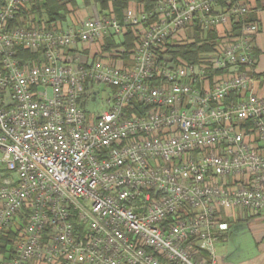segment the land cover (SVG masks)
<instances>
[{
    "label": "built area",
    "instance_id": "obj_1",
    "mask_svg": "<svg viewBox=\"0 0 264 264\" xmlns=\"http://www.w3.org/2000/svg\"><path fill=\"white\" fill-rule=\"evenodd\" d=\"M32 1L0 0V235L14 244L0 264H217L230 212L264 210L249 4L11 25ZM128 27L141 36L127 58L104 50ZM197 36L195 58L171 53ZM17 46L42 60L22 64ZM100 83L111 92L88 110Z\"/></svg>",
    "mask_w": 264,
    "mask_h": 264
},
{
    "label": "trees",
    "instance_id": "obj_2",
    "mask_svg": "<svg viewBox=\"0 0 264 264\" xmlns=\"http://www.w3.org/2000/svg\"><path fill=\"white\" fill-rule=\"evenodd\" d=\"M84 6L96 5L100 15H108L114 12L117 17H122L125 9L130 7L131 3L143 6L144 10H150L156 4L157 0H82ZM78 0H34L23 6L11 21V25L15 26H37L43 25L51 27L57 25L58 22H65L70 12L76 9ZM141 32L139 29L128 27L119 39L115 37L109 38L104 50L111 51L115 49H124L123 58L129 56V51L133 48L135 41L139 39ZM184 45H176L172 47L173 55H180L185 58H195L197 54L204 50V46L199 44L200 38ZM17 57L24 64L27 62H37L42 60V53L26 49L23 46H17ZM191 56V57H190ZM23 223L27 218L23 215ZM11 233L10 235H12ZM14 235V234H13ZM0 250L4 254V259L12 258L14 253V244L9 239V235H0Z\"/></svg>",
    "mask_w": 264,
    "mask_h": 264
},
{
    "label": "crops",
    "instance_id": "obj_3",
    "mask_svg": "<svg viewBox=\"0 0 264 264\" xmlns=\"http://www.w3.org/2000/svg\"><path fill=\"white\" fill-rule=\"evenodd\" d=\"M245 1L250 6L247 18L258 25V32L254 38L256 64L253 72V89L259 96L264 97V0ZM135 5L136 3H131L130 8ZM91 6H84L85 11ZM98 15L99 9L96 14L91 13L89 17ZM74 25L69 18L65 22L57 23V26L64 29ZM261 145L264 146L263 143ZM227 221L230 227L217 244V264H264V210L252 214L249 210L237 209L230 212Z\"/></svg>",
    "mask_w": 264,
    "mask_h": 264
},
{
    "label": "rangeland",
    "instance_id": "obj_4",
    "mask_svg": "<svg viewBox=\"0 0 264 264\" xmlns=\"http://www.w3.org/2000/svg\"><path fill=\"white\" fill-rule=\"evenodd\" d=\"M90 9H84L83 1L78 0V5L76 6V9L69 14V19L71 22H73L75 25H77L81 20L87 19L91 13L96 14L98 12V7L96 5H92L89 7ZM97 92H98V99L96 101H89L87 105L88 110L92 109H101L105 105V102L109 96V93L111 92V88L104 84L100 83L96 86Z\"/></svg>",
    "mask_w": 264,
    "mask_h": 264
}]
</instances>
